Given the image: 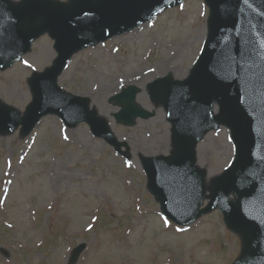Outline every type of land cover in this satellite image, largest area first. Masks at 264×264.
<instances>
[{
  "label": "rangeland",
  "instance_id": "obj_1",
  "mask_svg": "<svg viewBox=\"0 0 264 264\" xmlns=\"http://www.w3.org/2000/svg\"><path fill=\"white\" fill-rule=\"evenodd\" d=\"M208 17L203 0H184L144 24L147 28L132 41L124 39L137 29L75 54L59 77L63 91L86 98L107 121L124 145L122 153L94 137L85 123L69 128L55 115L42 117L27 136L20 128L0 136V264H68L69 253L81 243L86 248L76 264L236 262L241 238L227 229L222 214L213 210L187 227L176 226L162 215L141 166V158L167 157L172 151L171 125L148 88L171 75H159L164 70L156 65L188 68L181 79L172 77L184 80L202 50ZM55 58L48 35L37 38L20 61L0 71V104L23 115L32 101L29 77ZM152 67L155 77L145 83L129 80L130 74ZM131 86L138 89L137 97L146 96L135 103L152 116L125 127L113 118L119 107L111 98ZM233 159L225 127L209 131L196 147V166L210 186ZM208 195L207 188L202 207Z\"/></svg>",
  "mask_w": 264,
  "mask_h": 264
},
{
  "label": "water",
  "instance_id": "obj_2",
  "mask_svg": "<svg viewBox=\"0 0 264 264\" xmlns=\"http://www.w3.org/2000/svg\"><path fill=\"white\" fill-rule=\"evenodd\" d=\"M184 0H0V71L28 53L43 34L53 41L56 59L28 80L32 102L24 115L0 104V136L19 126L28 135L46 115L58 116L67 127L85 122L91 133L117 153L123 144L107 121L89 108L86 98L61 90L57 81L70 59L83 49L129 33ZM209 7L203 50L183 81L169 76L149 85L151 99L161 103L171 124L168 157L142 158L147 188L163 215L185 227L217 209L224 223L241 238L234 264H264V0H204ZM138 89H123L111 98L120 110L117 124L131 127L152 113L136 103ZM220 126L230 131L235 157L215 178L205 197V172L196 167V146ZM233 196L234 199H230ZM86 244L72 250L76 264ZM8 257L5 251H1Z\"/></svg>",
  "mask_w": 264,
  "mask_h": 264
},
{
  "label": "bare ground",
  "instance_id": "obj_3",
  "mask_svg": "<svg viewBox=\"0 0 264 264\" xmlns=\"http://www.w3.org/2000/svg\"><path fill=\"white\" fill-rule=\"evenodd\" d=\"M148 25H142L141 27H139L136 31H134L129 38L127 39H124V40H130L132 41L134 39V37L136 35H139L140 33H142L146 28H147ZM199 41V39H198ZM192 42L190 43H186V44H183V45H180V46H185V47H188L191 45ZM165 62L164 63H161V65H156V68H158V71H160V69L162 68L164 70V72H159V75H164L165 73H169L171 75V77H173L174 79H181L182 77H184L186 74H187V71H188V68L187 69H182V68H179V67H174V68H171L169 66H165ZM155 67V66H154ZM154 67L152 68H147V69H144L143 71L141 72H135L133 74H130L129 76V80L131 81H135V82H142V83H145L146 81H148L149 79H151L152 77H155V69ZM125 77V75L121 78L123 79ZM145 98L146 96L145 95H138L137 97V100H139V102H143L145 101ZM158 119H159V115H158ZM56 176L55 173H52L50 174V177L53 179V181H55L54 177ZM53 184V182L51 183ZM205 186L206 188H209V181L207 180V182L205 183Z\"/></svg>",
  "mask_w": 264,
  "mask_h": 264
}]
</instances>
